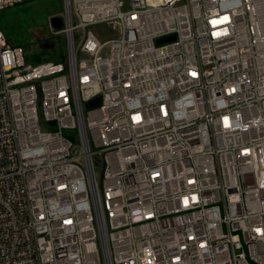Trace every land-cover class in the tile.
Masks as SVG:
<instances>
[{
	"label": "built area",
	"instance_id": "obj_1",
	"mask_svg": "<svg viewBox=\"0 0 264 264\" xmlns=\"http://www.w3.org/2000/svg\"><path fill=\"white\" fill-rule=\"evenodd\" d=\"M64 5V62L0 30V264H264V0Z\"/></svg>",
	"mask_w": 264,
	"mask_h": 264
},
{
	"label": "rangeland",
	"instance_id": "obj_2",
	"mask_svg": "<svg viewBox=\"0 0 264 264\" xmlns=\"http://www.w3.org/2000/svg\"><path fill=\"white\" fill-rule=\"evenodd\" d=\"M65 13L64 0H16L0 11V30L14 44L24 47L28 63L66 60L68 47L65 34L52 27L54 17ZM77 18L75 23H77ZM102 41L119 36L117 22L90 28ZM80 34V30L76 31Z\"/></svg>",
	"mask_w": 264,
	"mask_h": 264
},
{
	"label": "water",
	"instance_id": "obj_3",
	"mask_svg": "<svg viewBox=\"0 0 264 264\" xmlns=\"http://www.w3.org/2000/svg\"><path fill=\"white\" fill-rule=\"evenodd\" d=\"M52 24L54 25V27L56 29H62L63 28V20L62 18H59V17H54L53 18V21H52ZM175 39V36H170V37H166L164 39H160L158 40V43L161 44L163 42H168V41H171V40H174ZM100 98H97L91 102L88 103V107H94V106H97L100 104Z\"/></svg>",
	"mask_w": 264,
	"mask_h": 264
},
{
	"label": "bare ground",
	"instance_id": "obj_4",
	"mask_svg": "<svg viewBox=\"0 0 264 264\" xmlns=\"http://www.w3.org/2000/svg\"><path fill=\"white\" fill-rule=\"evenodd\" d=\"M65 6V5H64ZM63 20V19H62ZM53 21V20H52Z\"/></svg>",
	"mask_w": 264,
	"mask_h": 264
}]
</instances>
